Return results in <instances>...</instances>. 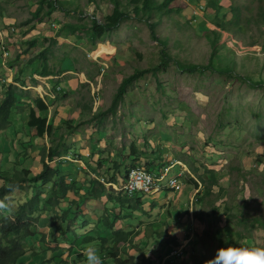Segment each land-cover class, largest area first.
<instances>
[{
	"label": "rangeland",
	"instance_id": "obj_1",
	"mask_svg": "<svg viewBox=\"0 0 264 264\" xmlns=\"http://www.w3.org/2000/svg\"><path fill=\"white\" fill-rule=\"evenodd\" d=\"M61 2L42 23H25L37 8L38 0H0V35L6 37V44L11 47L8 56L0 50V58L8 71L17 70L23 63L25 74L40 73L45 65L55 75L84 74V82L72 91L71 100L92 110H84L79 121L83 127L86 123L93 125L89 127L94 133L93 140L86 143L90 152L98 149L90 161L93 168L101 165L107 172L115 169V174L121 164V172L125 174L131 166L154 164L158 169L166 168L164 174L169 172L157 192L142 196L139 210L126 209L117 217L115 230L133 232L132 242L119 244L120 255H134L139 264H227L215 259L221 239L235 240L243 246L238 255L239 264H255L257 256L264 258V228L252 225L256 219L264 221V0H222V8L217 13L210 9L209 15L203 11L206 0H175L171 4L174 11L156 26L159 38L167 40L166 49L172 60L165 71L157 75L148 72L129 84L114 114L105 111L123 79L137 69L159 64L163 59L162 45L153 39L147 22L134 15L130 0H122L121 8L135 17L122 21L96 44L88 41L86 27L91 26L93 19L103 22L112 13V0ZM237 6L242 9L238 18L232 9ZM191 9H195L196 15ZM215 15L230 29L217 28L211 20ZM156 20V16L150 19ZM67 23L77 25V30L63 28ZM211 29L222 34L212 35L220 47L216 55L212 54L207 37L208 33L212 34ZM32 40L35 43L30 46ZM45 48L51 50L47 53V64L40 56ZM177 61L200 66L212 61V67L187 72L178 68ZM44 87L40 91L42 98L46 103L51 100L56 103L60 90L52 98ZM28 110H25L26 124ZM21 111L13 112L21 118ZM21 123L24 132L25 124ZM71 124L72 121H63L61 128L53 126L54 136L71 130ZM8 129L0 132L1 140L11 137ZM100 129L106 132L104 137H100ZM16 141V136L11 137L10 143L2 140L5 149L3 146L0 153L3 154L0 172L11 176L27 168L37 173L43 148L47 152L46 141L40 139L42 145L36 144L42 148L40 156L32 154L31 144L17 145ZM132 146L137 150L136 155L131 154ZM108 148L114 152L113 156L99 155ZM54 165L59 166L68 182L87 175L83 171L76 173L74 164L67 159L57 160ZM192 167L198 168V173L207 179L211 171L215 172L218 184L211 194H204L198 176L191 172ZM71 170L75 175L72 181ZM180 170L184 184L176 176ZM161 173L154 175L160 178ZM190 177L199 183L198 188L190 183ZM170 178L176 181L175 185L174 181L168 184ZM4 182L5 179H0V185ZM169 186L173 189L161 191ZM50 189L51 184L19 185L2 198L0 217L11 213L29 197L40 194L43 200ZM87 189L76 195L80 206L71 210V217L65 223L69 231L63 235L53 236L50 228V221L55 225L60 222L55 216L60 212L58 206L50 209L42 202L39 204L34 216L46 213L45 220L39 217L33 221L36 233L25 240L30 255L24 260L26 264H39L44 259L48 261L43 264H97L101 256L108 264H114L112 259L98 253L99 246L78 245L85 235L107 233L103 218L115 217L113 202L104 196L81 199L80 194ZM198 191L200 194H196ZM129 203L135 204V200L131 198ZM156 232L167 236L157 237ZM166 242L174 244L168 247ZM54 245L58 248L52 250ZM177 248L181 250L179 256L173 257L174 252L167 254L169 249ZM57 257L62 262L57 263Z\"/></svg>",
	"mask_w": 264,
	"mask_h": 264
},
{
	"label": "trees",
	"instance_id": "obj_2",
	"mask_svg": "<svg viewBox=\"0 0 264 264\" xmlns=\"http://www.w3.org/2000/svg\"><path fill=\"white\" fill-rule=\"evenodd\" d=\"M93 1V0H92ZM175 0H130V5L133 8L134 15L139 18L140 20H144L147 22L148 27L150 28L151 35L154 40L162 45L161 54H162V61L154 66H149L142 69H137L135 73L125 77L122 83L118 87V91L115 94L111 105L105 111V113H115L121 102L124 100V96L126 94V90L129 84H131L135 79L145 75L148 72H152V74L157 75L160 71H165L169 62L172 60V56L170 55L169 51L166 49L167 47V40L159 38L157 34V27L163 17L172 11H174V7L171 5ZM222 0H206V4L203 7L204 13L208 14L210 9H215L216 13L222 8L221 5ZM113 2V11L112 13L108 14L103 22L98 21L97 19H93L91 26L86 27L87 39L92 44H96L100 41L104 40L106 34L110 33L112 30L117 29L120 26L121 22L135 17L132 16L127 10H122V0H112ZM62 4L61 0H38L37 8L32 12L30 18L26 20L25 23H31L36 21L37 23H42L46 18H50L53 12L60 7ZM197 5V4H196ZM235 11V16L238 18L242 13L241 7H232ZM191 13L195 14V10L191 9ZM196 15V14H195ZM152 16H156L157 20L152 22L150 21ZM210 17V16H208ZM215 18H210L213 21V24L220 28L221 30L230 29L226 22L223 19L218 18L216 15ZM264 22V16H263ZM77 25L72 24H64L63 28H68L73 32L77 30ZM212 32L208 33L207 37L211 44L212 54L216 55L220 47L218 46L217 39H213L212 35L222 36L221 32H218L215 29L210 30ZM225 32V31H224ZM226 33V32H225ZM81 36L80 34H78ZM35 40L29 42L30 46H33ZM51 50L50 48H45L41 53L40 56L45 59V64H47V53ZM178 68L187 71V72H195L201 71L205 67H212V61H210L205 66H200L197 64H188L184 62L177 61ZM53 71H51L46 65L40 71L41 75H50ZM22 88L17 87L15 84H10L6 86V91L4 92L3 98L0 100V132L6 130L11 125V116L13 108H15L19 102V95H21ZM42 96L35 99V106L32 107L28 112V120L27 125L31 128L36 130V135L38 137H44L47 135L49 139H52L53 136V125L48 123L46 118L41 117L37 114L36 111L38 110H45L47 109L46 100L41 99ZM0 152H1V140H0ZM42 169L34 174L30 169L23 168L22 170L15 171L11 176L0 172V179H5V182L0 185V202L3 197L12 193L19 185L24 183H32L34 185H38V183L42 184H51V192L48 196L44 197L43 200L39 198L40 194L35 196L29 197L28 200L22 202L18 205L17 208L13 209L11 213H4L0 217V264H26L24 261L26 258L30 257L28 255L27 247L25 246V240L27 237L32 236L36 233L34 228L32 227L33 221H38L39 216L35 217V212L40 209L39 204L42 202L46 208H52L58 206L60 212H56L57 217H59L60 222L56 225L55 222L52 220L50 221V228L51 233L53 236H56L58 233L66 234L69 231V226L66 225L67 221H69L71 217V210L79 209L80 201L74 198H71V195H79L82 191L76 181L68 182L63 175L62 170L59 166H55V160L60 156L59 146L54 145L53 143L49 147L48 151L46 152V148L42 150ZM131 154L136 155L137 150L135 146L131 147ZM48 159V161H46ZM117 173H119L120 178H124L123 181H119L116 176L114 175L112 178H108L114 181L119 186H107L106 184L101 183L99 180H90V186H88L87 191L84 194H80V198L84 199L85 197H95V198H102L105 196L108 201L113 202V210L115 217L112 219L110 215H105L103 218L104 227H106L107 231L110 233H101L100 235H96L94 233H90L85 235L84 237L80 238V242L78 245H87L89 247L93 245L99 246L98 253L104 254L107 258L112 259L114 264H139L135 260L134 255H129L128 257H122L120 255V248L119 244L123 243H130L132 242V234L131 230L124 231L117 229L115 230V221L119 215L126 209L129 210H139L141 205H143L142 196L145 193H137L133 196H129L124 194L122 187L125 184V179L127 175V171L125 174L121 172V164L117 166ZM131 167H142V165H134ZM149 172L152 173H160L163 171L164 167L156 168L154 164L143 166ZM199 169L196 167H192L191 172L194 175H197L204 190V194L208 195L211 194L213 191V187L218 184V178L214 171L210 172V176L207 178L203 177L198 173ZM130 172V171H129ZM181 172V174H179ZM177 173V177L182 182L181 177L183 171L180 170ZM172 173V172H171ZM187 173V172H186ZM129 174V173H128ZM173 175V173H172ZM4 176V177H3ZM128 177V176H127ZM128 179V178H127ZM190 183L194 184L197 188L199 187V183L196 182L192 177L189 178ZM104 182V181H103ZM127 182V181H126ZM184 184V183H183ZM110 185V184H109ZM164 190H172V189H163ZM182 190V188L180 189ZM177 190V191H180ZM159 191V192H161ZM200 191L197 192V194ZM116 195H115V194ZM122 195H121V194ZM126 195V196H125ZM124 197V198H123ZM125 198H129L126 200ZM131 198L135 200V204H130ZM202 199V198H201ZM45 208V209H46ZM50 208V209H51ZM42 211V210H40ZM45 212V211H44ZM253 227H262L264 228V221L260 219H256L253 221ZM105 234V235H102ZM157 237H164L167 236L164 232H156ZM165 244L168 247H171L174 242H166ZM170 245V246H169ZM57 246H51V249H57ZM243 246L239 244V242L235 240H219L218 244V251L215 255V259L217 261H224L227 264H239L238 263V255L242 252ZM57 263L62 262V258H56ZM48 260L42 261L39 264H43ZM64 262V261H63ZM97 264H108L105 262V257L98 259ZM169 264V262H168ZM255 264H264V258L257 256L255 259Z\"/></svg>",
	"mask_w": 264,
	"mask_h": 264
},
{
	"label": "crops",
	"instance_id": "obj_3",
	"mask_svg": "<svg viewBox=\"0 0 264 264\" xmlns=\"http://www.w3.org/2000/svg\"><path fill=\"white\" fill-rule=\"evenodd\" d=\"M9 40H11V39L9 38ZM10 50H11V47H10ZM28 55L29 54L27 53L25 55V57L26 56L28 57ZM20 59H21V61H23V57H20ZM2 61H3V58H0V65H1V67H0V100L4 96V89L6 91L7 85L15 84L17 87L22 88V90H23V91H21L22 94L19 95V103L17 104V106L15 108H13V110H11V112H12L11 122L12 123L8 127L9 129L7 128L8 131H10L11 137H15V136L17 137L16 144L20 145L22 142H27V145L31 144L32 145V148H31L32 154L35 156H40V151L42 148L40 149V146L36 145V144H40V139L43 141H46V143L48 145L47 151H48L51 143H53L55 146L58 145L59 151H60V156L55 161L61 160V159H67L70 161V163L74 164L73 170L76 171V173L82 172V171L87 173L85 178L77 176L75 179L78 186L82 189L83 188L87 189L88 186H90V180H95V179L99 180L103 184H106L107 186H111V187L114 185L119 186L120 184H118L114 181L106 182L107 180H111L108 178H112L114 175L116 176V178L119 181L124 180V178L120 179L119 173H117L118 175H116V173L113 174V171L115 169L114 170L110 169V171L108 170V172H107V170L101 165L99 167H94V168H93V166L90 165V161L93 157L92 156L93 152L98 151V149L96 148L95 150H91V152H90V150H88V146L86 145V143L89 142V140H93L92 137H93L94 133H92V131H90V128H89V127H93V125L91 122V123H86L85 127H83V123H82V121H79V117H84L85 111L88 110L89 112H91L92 110H91V107L88 105H85L82 103H80V104L74 103L71 100V94H73L72 91L79 88L80 84L82 82H84L83 81L84 79H82L84 74H80V75L77 74L79 76V79H78V76H75V77L69 76L68 77L66 72H63V73L58 74V75H55V74L41 75V73H39V72H35V73L32 72V74H30L28 72L27 74H25V69H24L23 63L18 67L17 70L10 69L9 70L10 72H9L7 70L8 69L7 67L5 68L2 66L3 65ZM33 67H34V65H33ZM3 69H6V70H3ZM21 70H23V71H21ZM26 71H27V69H26ZM3 75H5V76H3ZM53 79H55V80H53ZM85 79H87V78H85ZM51 83L53 86L50 85ZM58 85H60L62 88L60 90V93L58 92V89H59ZM41 86L42 87L45 86L44 87L45 90L50 91V94H48V96H50L52 98H53L52 94L55 96H56V93H59V94H58V97L55 98L56 100L58 99L56 101V103H54L55 100H51L50 103L47 102L46 103L47 109L42 110V111L38 110V111H36L37 114L43 118H46L48 123H51L54 126V128H56V127L61 128L63 121H65V122L72 121V124H71L72 127H70L71 130L60 133V135L57 137L54 136V134H53L52 139H49L51 141V143H49L50 141L47 140L48 139L47 135H45L42 138L38 137L36 135V130L34 128L29 127L25 122V116H26L25 110H28V109L30 110L32 107L35 106V101H34L33 97L38 98V95H39V97L41 96L40 95ZM61 97H62V100H60ZM14 110H22L21 111V112H23L21 115L22 119L19 116L17 117L15 112H13ZM81 119L84 121V118H81ZM21 122H24V124H25L24 125V132L22 131V123ZM96 130H97V128H96ZM101 130L102 129H100V131ZM20 131H22V132H20ZM24 135L26 137L25 139H24ZM97 135H99L98 130H97ZM104 135H106V132L101 131L100 137H104ZM11 137H9L8 139H5L4 137H2V140L4 142L10 143ZM67 137L69 139L66 141L65 139ZM2 140H1V143H2ZM66 143H73V144L67 145ZM43 144H44L43 145V147H44L45 143H43ZM40 145H42V144H40ZM99 145L100 144H98V146ZM3 146L5 149V144H1V152L0 153H2V151H3ZM35 146H37V147H35ZM106 150L107 151L105 153H99V155H104V157H108V156H105L108 154H110L112 156L114 155V152H112L109 148ZM2 155L0 154V156H2ZM114 159L117 160V157L114 156ZM46 161H48V159H46ZM103 162H106V161H103ZM83 167H84V169H83ZM39 168H40V170L42 169V163H41V166ZM39 168H37V169H39ZM40 170H37V171L39 172ZM33 172H36V171H33ZM106 172H107V174H105ZM116 172H117V169H116ZM169 175L170 174H168L167 176H161L160 178H158V182L161 185V187H162V183L169 177ZM74 178H75V175L72 173V170H71L69 180L72 181ZM170 180H173V178H170L168 180V184H169ZM170 188L171 187L169 186L166 189H170ZM70 197L74 198V199H78L76 197V195H71ZM45 215H46V213L40 214V217H42L41 220H43V221L45 220ZM82 229L83 228H81V230Z\"/></svg>",
	"mask_w": 264,
	"mask_h": 264
},
{
	"label": "bare ground",
	"instance_id": "obj_4",
	"mask_svg": "<svg viewBox=\"0 0 264 264\" xmlns=\"http://www.w3.org/2000/svg\"><path fill=\"white\" fill-rule=\"evenodd\" d=\"M0 50H1V53L4 54V55H6V56H8V54L11 53L10 48H8V46L6 44V37L5 36L3 37L2 34L0 35ZM41 99L43 100V98H41ZM44 100H46V99H44ZM83 169H84V167H83ZM165 170H166V168L162 171V173H161L162 175L161 176H167L169 174V172H167V171H166V173H168V174H166V173L164 174V171ZM136 173H138V176L139 177L145 178V182L147 183L148 186H150L152 188H158V190H159V187H161V185L158 182V178L152 172H149L145 167H143V166L142 167H130L128 169V171H127V175H126V179H125V184L123 185V190H124V193L125 194H127L129 196H133V195L136 194V193H133V188H131V187L128 186V184H129V178L133 174H136ZM173 181H174V184L172 183ZM175 182H176L175 180H170V183H172L173 185L176 184ZM150 193H153V192H149L148 194H150ZM173 252H174V255H172L173 257L179 256L181 254L180 253L181 250H179L178 248L177 249H169L167 251V254L170 255ZM173 257H171V258H173Z\"/></svg>",
	"mask_w": 264,
	"mask_h": 264
},
{
	"label": "built area",
	"instance_id": "obj_5",
	"mask_svg": "<svg viewBox=\"0 0 264 264\" xmlns=\"http://www.w3.org/2000/svg\"><path fill=\"white\" fill-rule=\"evenodd\" d=\"M195 10V9H194ZM196 13V11H195ZM59 90H61V86L58 85ZM129 187L133 188V193H145L148 194L149 192H157L158 188H152L150 186L147 185V183L145 182V178H141L138 176V173L133 174L130 178H129Z\"/></svg>",
	"mask_w": 264,
	"mask_h": 264
}]
</instances>
